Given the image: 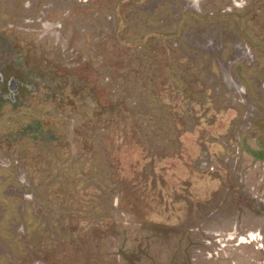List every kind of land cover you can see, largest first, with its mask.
<instances>
[{
    "label": "rangeland",
    "instance_id": "374dc122",
    "mask_svg": "<svg viewBox=\"0 0 264 264\" xmlns=\"http://www.w3.org/2000/svg\"><path fill=\"white\" fill-rule=\"evenodd\" d=\"M0 264H264V0H0Z\"/></svg>",
    "mask_w": 264,
    "mask_h": 264
}]
</instances>
